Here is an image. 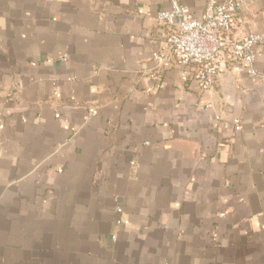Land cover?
<instances>
[{
	"label": "crops",
	"instance_id": "crops-1",
	"mask_svg": "<svg viewBox=\"0 0 264 264\" xmlns=\"http://www.w3.org/2000/svg\"><path fill=\"white\" fill-rule=\"evenodd\" d=\"M241 1L235 36L264 35V0ZM168 7L0 0V264H264V44L259 78L204 92Z\"/></svg>",
	"mask_w": 264,
	"mask_h": 264
},
{
	"label": "built area",
	"instance_id": "built-area-1",
	"mask_svg": "<svg viewBox=\"0 0 264 264\" xmlns=\"http://www.w3.org/2000/svg\"><path fill=\"white\" fill-rule=\"evenodd\" d=\"M169 7L158 14L168 34V50L177 62L191 69L190 78L204 92L215 89L217 79L226 72L244 71L259 78L256 68L257 47L264 44V35L248 34L239 38L234 34V21L243 8L241 0L207 2L204 11L196 16L184 0H165ZM157 60H169L168 54L154 55ZM93 112L91 113V115ZM215 129L241 131L240 120L229 122L215 117ZM118 225L123 210L116 209Z\"/></svg>",
	"mask_w": 264,
	"mask_h": 264
}]
</instances>
